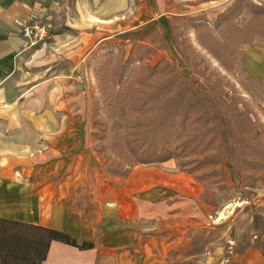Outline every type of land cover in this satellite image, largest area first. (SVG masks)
<instances>
[{
    "label": "rangeland",
    "instance_id": "1",
    "mask_svg": "<svg viewBox=\"0 0 264 264\" xmlns=\"http://www.w3.org/2000/svg\"><path fill=\"white\" fill-rule=\"evenodd\" d=\"M251 1L264 6V0ZM234 3L35 1L32 12L48 29L46 44L36 49L54 67L60 65L62 76L69 75L60 77L62 84L76 90L69 105L67 95L73 93L62 91L63 107L70 108L62 109L67 118L62 127L74 148L56 160L58 169L46 163L36 177L50 192L62 186V196L92 222L98 244L125 246L141 264H264V78L248 72L245 58L261 54L264 61V15L241 11L230 23L214 26ZM196 16L210 24L191 28L185 18ZM102 36L109 38L90 46ZM140 45L148 50L135 53L133 46ZM121 55L120 66L129 70L137 65L125 64L129 55L133 61L141 58L137 83L147 68L171 66L214 123L194 120V114L183 122L181 111L179 123L186 130L174 127L168 138L183 142L201 135L208 142L214 137V150L192 156L172 146L178 159L134 160L125 126L140 120H127L121 98L127 94L110 83ZM153 81L162 83L158 77ZM208 156L212 159L202 162Z\"/></svg>",
    "mask_w": 264,
    "mask_h": 264
},
{
    "label": "crops",
    "instance_id": "2",
    "mask_svg": "<svg viewBox=\"0 0 264 264\" xmlns=\"http://www.w3.org/2000/svg\"><path fill=\"white\" fill-rule=\"evenodd\" d=\"M35 1L0 0V218L59 230L77 242L93 244L81 250L52 242L42 264H141L125 246L98 244L92 222L62 196V186L50 192L36 177L46 163L58 169L56 160L74 148L62 127L67 119L62 109L70 111L63 107L62 91L73 93L67 95L69 105L76 90L62 84L60 77L69 75L62 76L60 65L43 59L42 51L28 47L21 36L18 23L27 21ZM108 38L98 37L90 46ZM261 57H245L246 68L264 78ZM41 156L48 160L41 161Z\"/></svg>",
    "mask_w": 264,
    "mask_h": 264
},
{
    "label": "trees",
    "instance_id": "3",
    "mask_svg": "<svg viewBox=\"0 0 264 264\" xmlns=\"http://www.w3.org/2000/svg\"><path fill=\"white\" fill-rule=\"evenodd\" d=\"M241 11H246L253 16L264 15V6L256 5L251 0H235L233 6L220 13L212 24L220 26L230 23ZM185 19L193 24L190 26L193 29H198L199 26L195 24L200 22L210 24L205 16ZM173 42H176L175 38H173ZM132 50L139 54L140 51L148 50V48L140 45L133 46ZM121 58L123 59V55L119 56L118 74L110 83L127 94V98L121 96L122 99H125V105L128 106L127 120H140L138 123L125 126V129H128L125 143L129 148H127L128 152L137 163H164L171 159H178L179 156L171 149L172 146L187 150L192 156L206 154L215 149L216 139L214 137L210 138L213 140L212 143L211 140L204 142L207 138L206 136L202 138L201 135L183 142H171V139L168 138L167 132L174 127L179 131L186 130L185 123H183L184 125L179 123L181 111L185 112L181 117V120H185L183 122L188 120L187 115L190 114L197 116L194 120L200 119L207 122L209 126L214 123V119L201 104L196 92L183 87V80L175 74L167 62L147 68L146 74L139 81L140 83H137L135 79H138L139 74L136 66L143 65L141 58L133 61V56L129 55L125 60V64L128 62L137 63L133 70L120 66ZM156 77L160 78L162 83L158 84L153 81ZM137 86L149 89V91L144 93L140 89L134 90ZM133 94L136 95L135 99L132 98ZM235 111L239 113L237 109ZM191 125H193V120ZM203 127L207 128L208 126ZM137 131H140L141 134ZM216 131L218 132V130ZM192 132L193 130L188 132L190 137ZM196 138L200 139L193 140ZM207 159L212 158L208 156L202 162H206ZM52 242H60L81 250L93 247L91 243L79 244L70 235L59 230L0 218V264H42Z\"/></svg>",
    "mask_w": 264,
    "mask_h": 264
},
{
    "label": "built area",
    "instance_id": "4",
    "mask_svg": "<svg viewBox=\"0 0 264 264\" xmlns=\"http://www.w3.org/2000/svg\"><path fill=\"white\" fill-rule=\"evenodd\" d=\"M20 27V33L22 38H24L28 47L36 49L37 46H43L46 44L48 39V29L38 20V16L31 12L26 22L18 23ZM80 79V76H77Z\"/></svg>",
    "mask_w": 264,
    "mask_h": 264
}]
</instances>
